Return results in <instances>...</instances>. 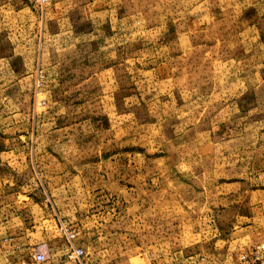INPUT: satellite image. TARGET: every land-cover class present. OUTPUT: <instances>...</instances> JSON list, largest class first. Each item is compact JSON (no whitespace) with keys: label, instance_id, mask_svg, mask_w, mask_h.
Wrapping results in <instances>:
<instances>
[{"label":"rangeland","instance_id":"374dc122","mask_svg":"<svg viewBox=\"0 0 264 264\" xmlns=\"http://www.w3.org/2000/svg\"><path fill=\"white\" fill-rule=\"evenodd\" d=\"M0 66V264L264 238V0H0Z\"/></svg>","mask_w":264,"mask_h":264},{"label":"built area","instance_id":"2783aa9c","mask_svg":"<svg viewBox=\"0 0 264 264\" xmlns=\"http://www.w3.org/2000/svg\"><path fill=\"white\" fill-rule=\"evenodd\" d=\"M48 0H39L45 4ZM64 235L68 241V246L64 255L66 263L70 264H86L85 250L80 245L74 244L75 234L64 229ZM242 264H264V238H262L253 248L240 257Z\"/></svg>","mask_w":264,"mask_h":264},{"label":"crops","instance_id":"0c3cea01","mask_svg":"<svg viewBox=\"0 0 264 264\" xmlns=\"http://www.w3.org/2000/svg\"><path fill=\"white\" fill-rule=\"evenodd\" d=\"M3 72V68H2V66H0V73H2Z\"/></svg>","mask_w":264,"mask_h":264}]
</instances>
